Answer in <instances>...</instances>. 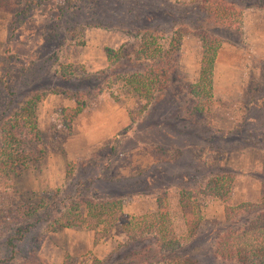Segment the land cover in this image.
<instances>
[{"label":"rangeland","instance_id":"obj_1","mask_svg":"<svg viewBox=\"0 0 264 264\" xmlns=\"http://www.w3.org/2000/svg\"><path fill=\"white\" fill-rule=\"evenodd\" d=\"M205 36L210 97L193 93ZM157 65L145 98L128 81ZM34 96L38 141L18 121ZM11 150L29 159L0 163V264H238L213 248L248 216L223 205L257 213L264 194V0H0V160ZM79 198L119 200L134 232L165 212L178 247L118 224L52 231Z\"/></svg>","mask_w":264,"mask_h":264},{"label":"trees","instance_id":"obj_2","mask_svg":"<svg viewBox=\"0 0 264 264\" xmlns=\"http://www.w3.org/2000/svg\"><path fill=\"white\" fill-rule=\"evenodd\" d=\"M223 16L224 18L221 20L222 22L226 18V14H223ZM236 17H240V13L236 14ZM178 43L179 39L176 40V44ZM218 46V40L209 38L207 36L203 38L197 83L194 85V88H196L197 91L193 93L199 94L200 92L203 93L202 95L210 97V73L215 52ZM163 72L164 69L157 65L154 72H148V76L141 74L135 77L134 80L128 81V83L136 92L146 98L151 95V88L156 86V83L158 84V80H160ZM144 85H146V90H142ZM37 101L38 98L35 96L34 99L30 97L29 99L24 100L21 104V107L19 108L18 113L19 115H25V119L20 120L17 118L20 123L19 127H25L28 131L29 137L36 139V141L39 139V131L33 117V109ZM76 105L77 106L72 108V115L78 113L82 107L78 105V103ZM13 135H16V133L14 132ZM16 142L19 144V141ZM7 143L8 146L11 147V142L8 141ZM37 143L39 144V142ZM15 148L17 149L19 147ZM3 159L4 161L0 160V163H3L4 165L6 163H11L12 165H22L27 159H29V154L11 150V152L4 154ZM211 183H213V181L207 180L205 182V187L209 188V193L216 195L221 199H225L224 196H220L217 191L214 190L216 187V182L213 183L214 187H212ZM224 189L225 190H223V194L225 195L228 186H224ZM183 194L184 193H180V196ZM39 198L41 199V197ZM263 201L264 194L261 195V202ZM261 202H259L257 205L258 207L261 205V208L256 211L257 213H255L252 209L255 207V205L249 204L247 202L240 203L235 206H231L227 203L223 205L225 220H231L232 218L240 216L241 214H247L248 216L244 218L242 224L239 227L226 229L216 236L213 252L217 257L221 258L222 260L234 261L238 264H264V207L262 206ZM23 203L24 202L22 201L20 209L21 211L25 212L29 207ZM73 204L76 206V208H80L81 210H76V212H73L71 207H69L68 211L60 214V219L57 218L50 220L49 224L51 225L52 231L58 227H85L93 230L95 234H99L100 231H105L113 224H118L128 236V238H132L135 235H139L141 233L146 234L153 232L154 234H152L156 236V239L159 240V247L164 248L171 243L173 245L172 249H176L178 247V244L175 242L176 240L171 236V230L169 228L167 214L165 212L160 213L157 220L145 224L146 226L143 227L144 229L141 231L134 232L132 227L133 216L128 217L124 214L121 202L117 199L79 198L76 202H73ZM157 205L160 207V204L157 203ZM74 206L72 208H74ZM53 225H56V227ZM193 227H195V225ZM193 227H191L190 230L194 229ZM22 229L25 230V228ZM98 238L99 237L95 236V241ZM186 260L187 259L183 258L180 260L179 264H188L190 262L189 260Z\"/></svg>","mask_w":264,"mask_h":264}]
</instances>
